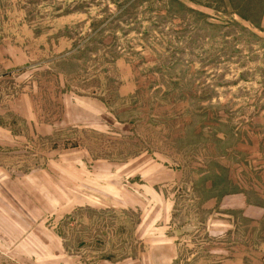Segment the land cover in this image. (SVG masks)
Wrapping results in <instances>:
<instances>
[{"label": "rangeland", "instance_id": "374dc122", "mask_svg": "<svg viewBox=\"0 0 264 264\" xmlns=\"http://www.w3.org/2000/svg\"><path fill=\"white\" fill-rule=\"evenodd\" d=\"M0 264H264V0H0Z\"/></svg>", "mask_w": 264, "mask_h": 264}, {"label": "crops", "instance_id": "0c3cea01", "mask_svg": "<svg viewBox=\"0 0 264 264\" xmlns=\"http://www.w3.org/2000/svg\"><path fill=\"white\" fill-rule=\"evenodd\" d=\"M246 202L247 201L245 198L238 196L235 200H231L230 198L227 201L225 200V202H223L221 206L223 207V209L243 210L244 214L249 210L260 209V208H254L249 204L247 205Z\"/></svg>", "mask_w": 264, "mask_h": 264}]
</instances>
